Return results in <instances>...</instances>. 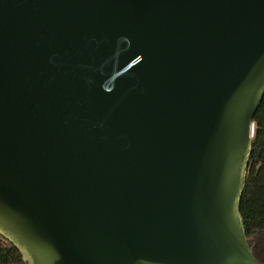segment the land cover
Segmentation results:
<instances>
[{
  "label": "water",
  "instance_id": "95a60500",
  "mask_svg": "<svg viewBox=\"0 0 264 264\" xmlns=\"http://www.w3.org/2000/svg\"><path fill=\"white\" fill-rule=\"evenodd\" d=\"M263 98L264 0H0V235L26 264H264Z\"/></svg>",
  "mask_w": 264,
  "mask_h": 264
},
{
  "label": "trees",
  "instance_id": "16d2710c",
  "mask_svg": "<svg viewBox=\"0 0 264 264\" xmlns=\"http://www.w3.org/2000/svg\"><path fill=\"white\" fill-rule=\"evenodd\" d=\"M252 154L241 202L248 238L264 232V98L254 116ZM0 264H26L20 250L0 235Z\"/></svg>",
  "mask_w": 264,
  "mask_h": 264
},
{
  "label": "rangeland",
  "instance_id": "374dc122",
  "mask_svg": "<svg viewBox=\"0 0 264 264\" xmlns=\"http://www.w3.org/2000/svg\"><path fill=\"white\" fill-rule=\"evenodd\" d=\"M249 241L252 246L258 245L260 248L257 249V254L261 255L264 261V232H259L251 237H249Z\"/></svg>",
  "mask_w": 264,
  "mask_h": 264
},
{
  "label": "flooded vegetation",
  "instance_id": "af4514ba",
  "mask_svg": "<svg viewBox=\"0 0 264 264\" xmlns=\"http://www.w3.org/2000/svg\"><path fill=\"white\" fill-rule=\"evenodd\" d=\"M252 247H253V250H254L255 255H256L259 259L263 260V258L261 257V255L257 254V249H256V248H260V246H258V245H254V246H252ZM260 249H261V248H260Z\"/></svg>",
  "mask_w": 264,
  "mask_h": 264
},
{
  "label": "built area",
  "instance_id": "2783aa9c",
  "mask_svg": "<svg viewBox=\"0 0 264 264\" xmlns=\"http://www.w3.org/2000/svg\"><path fill=\"white\" fill-rule=\"evenodd\" d=\"M254 129H255V124L253 125V133H252V135H254Z\"/></svg>",
  "mask_w": 264,
  "mask_h": 264
}]
</instances>
